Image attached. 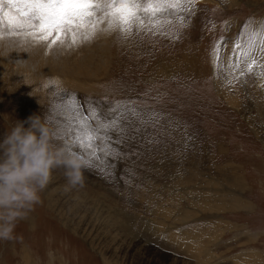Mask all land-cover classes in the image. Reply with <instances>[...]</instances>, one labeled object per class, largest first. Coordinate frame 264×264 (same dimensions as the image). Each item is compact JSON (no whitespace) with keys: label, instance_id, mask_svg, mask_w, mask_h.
<instances>
[{"label":"rangeland","instance_id":"obj_1","mask_svg":"<svg viewBox=\"0 0 264 264\" xmlns=\"http://www.w3.org/2000/svg\"><path fill=\"white\" fill-rule=\"evenodd\" d=\"M141 18L53 45L64 68L0 61V142L39 115L54 148L88 162L82 185L53 169L16 238L0 240V264H264V0H185Z\"/></svg>","mask_w":264,"mask_h":264},{"label":"snow or ice","instance_id":"obj_2","mask_svg":"<svg viewBox=\"0 0 264 264\" xmlns=\"http://www.w3.org/2000/svg\"><path fill=\"white\" fill-rule=\"evenodd\" d=\"M185 0H0V31H8L19 35L27 31L38 42H45L48 47L63 44L76 45L79 39L89 40L95 34L97 25L107 20L108 24H117L122 31H129L134 23L143 24L141 13L156 16L157 13H167L179 9ZM194 3V0H187ZM264 27V26H262ZM257 34L254 33L253 37ZM256 47L255 40L250 39L247 47L239 41L234 45L237 57L250 58ZM260 50L264 52V39L260 42ZM219 55V45L216 49ZM257 62L248 64L252 71ZM239 60L233 68H238ZM93 116L95 113L93 112ZM83 136H78L82 147L91 149L90 156L95 157L97 149L92 143L97 138L95 130H90L82 120L80 122ZM112 125L100 123L99 128L107 129ZM99 139L105 140L104 136ZM100 151H106L101 148ZM91 161H89L90 163Z\"/></svg>","mask_w":264,"mask_h":264},{"label":"clouds","instance_id":"obj_3","mask_svg":"<svg viewBox=\"0 0 264 264\" xmlns=\"http://www.w3.org/2000/svg\"><path fill=\"white\" fill-rule=\"evenodd\" d=\"M87 164L79 153L53 147L41 116L17 121L0 142V240L16 238V222L41 202L40 193L50 183L54 168H63L68 183L76 186L83 184Z\"/></svg>","mask_w":264,"mask_h":264},{"label":"bare ground","instance_id":"obj_4","mask_svg":"<svg viewBox=\"0 0 264 264\" xmlns=\"http://www.w3.org/2000/svg\"><path fill=\"white\" fill-rule=\"evenodd\" d=\"M5 35H6V31L5 32L4 31L0 32V61L3 60L4 64H12L13 63V65H16L15 67H19V68L21 67L20 70L26 72L27 69H30V68L31 69L34 68V70L37 71L38 69L43 67V65H46V63L47 64L50 63V65H52V67L54 66L56 68L63 67V64L66 63V61H64L66 59L65 58L66 55L65 56L62 55L63 54L62 53V49L60 50L59 47H58V49L60 51H58L57 48H53V47H52L53 49H49L48 47H46L48 44H45L44 42L43 43L42 42L39 43L36 40L34 41L31 37L30 38L26 37L25 41L24 40H21V41L19 40V43L17 44V42H18L17 41L16 44H15L14 39H16V38H11L9 36L8 32H7V36L6 37H5ZM2 36H4L5 38L2 39ZM47 48H48V50H46ZM63 57L65 59L61 61V59ZM70 59H71V57H70ZM70 59L68 58V60H70ZM50 61H52V62H50ZM67 64H68V62H67ZM66 65H64V67ZM46 66H49V65H46ZM68 66H69V64H68ZM42 69L43 68L40 69L39 73L42 71ZM32 71H33V69H32ZM30 72H31V70H30ZM170 232H172V231H170ZM176 235H178V234H176Z\"/></svg>","mask_w":264,"mask_h":264}]
</instances>
